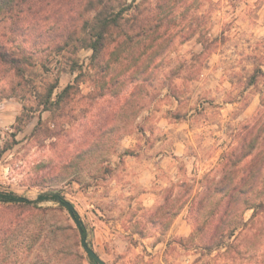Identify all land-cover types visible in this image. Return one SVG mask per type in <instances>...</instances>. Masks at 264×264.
Instances as JSON below:
<instances>
[{
    "label": "rangeland",
    "instance_id": "obj_1",
    "mask_svg": "<svg viewBox=\"0 0 264 264\" xmlns=\"http://www.w3.org/2000/svg\"><path fill=\"white\" fill-rule=\"evenodd\" d=\"M111 1L116 12L129 9L126 29L161 23L164 51L152 60L136 52L104 78L106 58L94 65L91 49L73 42L57 52L61 38L42 30L33 47L37 35L23 34L32 63L24 78L0 81V190L30 202L58 192L106 264H264V214L255 222L262 239L236 238L239 230L233 248L205 252L202 235L191 240L187 203L206 178H219L224 154L264 113V0ZM136 64L148 68L130 79ZM56 79L54 95L76 89L60 110L45 111L38 94ZM38 206L51 210L0 205V264H94L68 211Z\"/></svg>",
    "mask_w": 264,
    "mask_h": 264
},
{
    "label": "trees",
    "instance_id": "obj_2",
    "mask_svg": "<svg viewBox=\"0 0 264 264\" xmlns=\"http://www.w3.org/2000/svg\"><path fill=\"white\" fill-rule=\"evenodd\" d=\"M163 2L160 1L158 8L163 6ZM111 3V0H0V81L11 74L24 78L26 67L32 63V53L28 54L22 46L28 41L23 34L31 37L37 35L32 44L35 47L40 40L39 30L44 32L43 35L47 31L53 33V40L56 36L61 38L62 43H58L57 52L75 42L92 50L94 65L99 66L102 58H106L100 66L101 73H105L104 78L113 65L128 62L129 57L136 52L140 58L148 55L152 60L164 51L162 44H156L158 39L167 34H159L161 23L154 26V18L152 20L150 17L141 25H132L126 29L122 21L124 13L129 9L123 8L116 12ZM90 12L94 13L92 21L83 18L85 13ZM79 21H82L81 29L73 30ZM20 33L23 41L19 40ZM114 36H120L122 40L113 46ZM146 40H150V43L141 47ZM127 66L128 71L132 65ZM142 67L136 64L137 69L130 75V79H135L134 74L140 70L145 73L148 66L146 69ZM118 77L113 79L114 83H118ZM58 86L56 79L47 84L44 94H38L45 111L60 110L70 101L76 89L74 84H69L54 95ZM105 90L104 84L98 93L100 97L105 96ZM129 105L130 99H127L121 107ZM237 138V147L222 157L219 178H206L202 192L187 202L188 216L197 225L191 240H196L197 234L202 235L199 245L205 252L233 248L234 244H229V241L239 230L236 238L243 236L254 242L262 239V233L256 229L255 222L263 218L264 214V113L254 124L240 132ZM58 197L62 196L52 192L40 194L36 201L18 203L19 196L14 192L0 190V205L7 208L27 206L45 217L51 209L39 207L38 204L47 201L59 204ZM250 210L253 214L245 221L244 214ZM82 236L85 237V232ZM3 242L0 241V244Z\"/></svg>",
    "mask_w": 264,
    "mask_h": 264
},
{
    "label": "water",
    "instance_id": "obj_3",
    "mask_svg": "<svg viewBox=\"0 0 264 264\" xmlns=\"http://www.w3.org/2000/svg\"><path fill=\"white\" fill-rule=\"evenodd\" d=\"M58 202L59 204L65 208L68 213L70 214V216L72 217V219L74 220L79 232L81 234H83L84 229H83V222L80 218V216L78 215L74 205L68 201H66L65 199H63L62 197H58ZM27 200L25 198H18L17 202L18 203H22V202H26ZM82 247L84 249V251L88 254V256L94 261L95 264H106L97 254L96 252L88 245L87 239L86 237L82 238L81 241Z\"/></svg>",
    "mask_w": 264,
    "mask_h": 264
}]
</instances>
